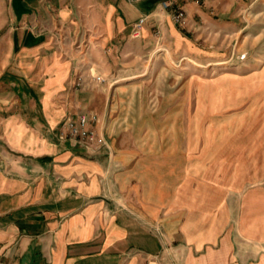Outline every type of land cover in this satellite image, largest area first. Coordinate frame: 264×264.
I'll return each instance as SVG.
<instances>
[{
    "label": "crops",
    "instance_id": "0c3cea01",
    "mask_svg": "<svg viewBox=\"0 0 264 264\" xmlns=\"http://www.w3.org/2000/svg\"><path fill=\"white\" fill-rule=\"evenodd\" d=\"M164 1L171 0H0L5 261L264 264V187L243 181L237 152L212 164L205 152L180 153L171 144L177 134L166 135L167 149L160 134H140L136 145L117 125L108 91L73 88L84 60L115 61L130 42L145 53L162 37L183 38ZM172 1L204 23L211 6L235 2ZM88 112L98 116L102 145L61 134L68 116Z\"/></svg>",
    "mask_w": 264,
    "mask_h": 264
},
{
    "label": "rangeland",
    "instance_id": "374dc122",
    "mask_svg": "<svg viewBox=\"0 0 264 264\" xmlns=\"http://www.w3.org/2000/svg\"><path fill=\"white\" fill-rule=\"evenodd\" d=\"M211 8L207 23L173 21L178 41L162 37L145 53L130 42L118 47L115 61L84 60L72 85L108 91L114 119L134 144L140 134H160L157 143L167 149L166 135L177 134L171 144L180 153L205 152L212 164L235 151L243 181L264 187V0Z\"/></svg>",
    "mask_w": 264,
    "mask_h": 264
},
{
    "label": "built area",
    "instance_id": "2783aa9c",
    "mask_svg": "<svg viewBox=\"0 0 264 264\" xmlns=\"http://www.w3.org/2000/svg\"><path fill=\"white\" fill-rule=\"evenodd\" d=\"M198 1V0H195ZM162 6L165 9L171 10L172 19L175 23L186 24L187 15L185 9L179 5L176 1H164ZM146 17L140 18L133 26L132 35L139 37L142 34L146 23ZM98 81H103L104 78L100 75L95 76ZM98 120L96 113L88 112L81 113L77 116H68L65 120L66 132L61 133L64 137H71L79 139L86 143H97L99 145L104 144V139L100 137L94 128L93 124ZM0 264H13L5 261L0 255Z\"/></svg>",
    "mask_w": 264,
    "mask_h": 264
}]
</instances>
